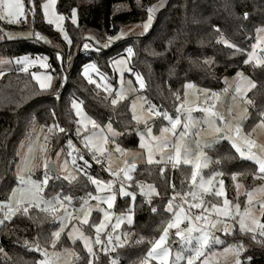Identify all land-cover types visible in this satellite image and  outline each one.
I'll list each match as a JSON object with an SVG mask.
<instances>
[{
  "label": "trees",
  "instance_id": "obj_1",
  "mask_svg": "<svg viewBox=\"0 0 264 264\" xmlns=\"http://www.w3.org/2000/svg\"><path fill=\"white\" fill-rule=\"evenodd\" d=\"M159 1L57 0V11L64 15V29L72 40L69 52L74 59L68 75L62 62L56 58L58 49L35 39L7 40L4 36L0 41V56L11 60L24 54L47 56L54 76V83L47 90L40 89L32 77L33 70L25 72L20 64L3 72L0 78V201L7 199L17 183L15 172L21 145L34 129L45 132L52 156L66 148L71 139L84 158L89 160L87 175L107 178L103 164L91 161V153L84 149L81 138L76 136L77 117L71 107L73 100L82 101L87 113L98 124L110 123L119 132L117 142L123 149L139 148L140 126L132 119L129 99L112 105L115 92H105L89 83L82 74L83 66L90 61H96L104 72L112 74V60L126 55L129 46L134 52L129 60L132 74L139 73L145 83L138 93L160 112L175 114L179 104L177 94H184L186 83L219 92L226 87L227 79L241 70L252 78L255 85L246 96V101L251 103H247L249 117L243 122L245 130L251 131L261 121L260 113L264 112V50L260 64H245L244 60L252 49L257 30L264 26V0H167L163 8L153 15L148 32L130 34L115 43H107L108 37L116 36L122 27L143 23L147 19L146 9ZM42 2L36 0V12L32 14L33 29L61 43L64 49L68 44L45 21L39 8ZM24 3L29 9V0H24ZM73 8L77 9L76 24L71 20ZM222 37L230 40L235 48L225 45ZM84 43L90 45L88 54L80 53ZM54 125L64 128L65 132H58ZM155 125L156 129L162 125L161 118L155 120ZM50 127H53L52 131H49ZM208 155L210 163L205 173L220 172L230 191L233 189V173L247 189L264 182L255 163L240 158L228 141H220L209 148ZM163 167L165 171L161 174ZM191 169L190 165L184 164L175 169L163 163L139 164L131 173L133 180L129 182V188L138 193L137 182H148L158 194L150 199L137 196L133 224L124 228L128 241L115 252H99L96 264H110L113 258L118 260V264H139L151 246L149 241L157 239L171 219L172 214L166 211L168 200L175 193L182 196L192 190ZM60 177V180H50L46 195L54 196L56 192H62V195L73 197L72 203L79 204L81 200L77 198L86 197L94 190V185L82 171L71 183ZM209 198L211 201L217 199L215 195ZM129 208L130 199L119 196L115 211L125 212ZM152 208H156L157 212L153 213ZM92 223L83 225L89 233ZM58 226L59 222L53 223L49 213L36 208L30 209L28 214L18 213L11 221L0 224V264H34L41 258L40 252L35 251L36 243L42 249L53 248L49 234ZM41 233L49 239L45 241ZM260 239L258 237L254 241L252 234L235 231L223 236L222 246L230 242L242 243L241 264H264V244L259 242ZM67 248L74 250V264H88V253L80 242L71 243L66 236H62L53 249ZM150 264L157 262L150 261Z\"/></svg>",
  "mask_w": 264,
  "mask_h": 264
},
{
  "label": "snow or ice",
  "instance_id": "obj_2",
  "mask_svg": "<svg viewBox=\"0 0 264 264\" xmlns=\"http://www.w3.org/2000/svg\"><path fill=\"white\" fill-rule=\"evenodd\" d=\"M137 2L139 3V0H137ZM56 3L57 0H43V2L39 4V8L43 13V17L46 22L51 25H55V27L61 33H63L64 41L68 45H71L72 40L63 27V21L65 20V17L63 14H60L56 11ZM29 6L30 7L28 10L34 15L37 7L36 0H29ZM155 11L156 6H149L146 9L147 19L142 25L144 32L149 31ZM26 18L27 13L25 10L24 0H0V21L18 23L22 19ZM245 18H247V13H245ZM71 20L74 24L77 23L76 8H73L71 11ZM258 31H264V29H260ZM29 35L33 34L30 33ZM34 35L38 40L45 39L40 33H35ZM120 35H123V33ZM119 38L120 36L115 38L108 37L109 40ZM87 39H91V37H88ZM222 42L225 45L235 48V46L230 45L227 40H223ZM257 44H264V41L258 39ZM257 44L252 45V51L247 54V59L244 60L245 64H248L253 59L256 60L257 64L262 62L261 59L256 55ZM89 47L90 45L88 43L83 44L84 49H88ZM236 51H240V49H236ZM126 53V58L121 57L111 62L116 71L121 74V77H123L125 72L130 74L133 73V69L128 65V61L134 55L133 48L129 46L126 49ZM56 58L58 61H63L65 59L60 51L56 52ZM16 63L22 64V70L25 72L28 71L29 66L36 64H39L40 67L44 69L51 68V65L48 63V58L41 56L35 58L20 57L16 59ZM93 73L99 74V70L94 63H89L83 66L82 74L85 78H87L89 83L96 84L98 88L103 87L105 92L111 93L113 91V87L107 82L106 77L100 75V83H97V81L93 79L91 75ZM3 74L4 73L0 71V76ZM134 75L139 88L143 89L145 87L143 77L139 73H135ZM32 77L39 83L41 90H47L52 86L53 76L51 73L45 74L43 77L37 73H32ZM236 77L238 78L239 83L235 88V94L232 97L233 100L237 99V97H242L248 88L255 86L252 81L244 77L243 73L241 72H237ZM120 84V88L115 90V99L111 100L112 105H116L118 101L125 99L126 89L123 86V79H121ZM129 84H131V81H129ZM194 87L195 85L192 83H186L184 85L185 100L183 103L177 105V114L175 118L170 116L167 112L158 113L154 105L149 106V111H151L153 115H162L170 125V127L161 129L160 136L153 135L152 129L147 127L144 131L138 133L140 147L145 149L147 152L148 164L170 162L173 169H175L181 163L184 165H192L191 187L193 188V191L184 192L182 196L180 193H175V195L168 200L166 211L172 214L171 219L167 221V224L163 227L159 237L154 241H149L151 246L148 248L139 264H150V261H156L157 264H182V262H184V264H196V262L200 260L202 256H204L205 249H207L210 244L221 243L219 238L216 237L212 232V229H215L217 224L220 222L219 218H233L234 216H239V231L245 234H252V239L254 241L256 240V233L258 231L259 237L261 238L259 242L264 244V222H261L259 219H257L250 210L253 201V193L256 191L264 192V186L247 193V202L243 211L240 210L239 204H236L233 210V207L230 206L231 202L226 198L223 187L224 182L221 180L219 182L220 187L214 192V195L216 197L224 198L223 206H217L215 204L212 205L211 211L215 213L217 220H211L208 215H205V213L209 212V209L202 207L204 201L201 198L202 194H210L213 192L212 178H209L207 181H205L200 171L201 169L207 168L208 166L206 163L208 159L207 156L201 152L197 155L195 161H193L190 159L191 152L181 143L179 138L175 140L174 154L169 153L165 155L164 153V149L169 148L172 145V138L176 136L178 126H180L182 123V118L180 115L181 112L185 113V119L183 121V130L179 132V137L182 138L188 136L192 130V109L186 108L184 105L187 102L188 90ZM224 91L227 92L228 89L226 88ZM211 96L215 99L208 101L209 106L201 109V111L205 114L203 123L206 124L208 128H210L212 132L215 133V135L213 136L212 140L205 144V146L211 147L217 140L227 139L235 152L239 154L240 158L247 159L255 163L257 166V172L262 178H264V147H261L260 154H257V152L254 151V149L257 147L255 141L250 139L247 135H242V123L246 118L247 109H245L244 113L240 114L236 118L237 122L233 123L231 120L226 121V118L223 114L213 110L215 101L219 100V94L211 93ZM176 99L179 101L180 97L177 96ZM246 102L251 103L250 101ZM71 107L78 118L76 120V136L81 138L84 149L92 154L91 159L96 164L100 165L103 157L107 153L106 145L109 142V137L105 134L104 129L101 128L96 120L92 119L84 112L82 101L77 102L76 100H73ZM131 110L133 113L132 119L134 121H139L141 117L136 114L137 105L135 102L131 105ZM229 114H231V109L229 110ZM54 115L55 114L53 113V116ZM260 116V126L264 127V112L260 113ZM217 121H219V124ZM89 125L91 126L90 130ZM53 127L60 133L65 132V129L60 128L59 125H54ZM53 127H50L49 131H52ZM107 130L111 133L114 143V137L117 135V133L112 130L110 123L107 125ZM82 132L85 134L81 135ZM166 133H170L172 135H165ZM196 135L199 136V133H196ZM45 139H47V137ZM197 146H200L199 140H197ZM68 147V156L71 157L72 165L74 167H79L77 165V156L73 155L74 145L71 139L68 140ZM43 150L44 146L42 145L41 151ZM76 151L78 152L79 150ZM115 151L124 154V150L121 149L119 145L115 146ZM156 152L161 153L159 160L153 159L154 153ZM60 155L61 153L57 152V156L59 157ZM78 158L83 163V167H80V171H82L87 176L90 183L95 186L96 192L95 195H93L91 192L87 193L86 198H77L82 201L80 204V210H83L87 207L89 200H94L97 202L98 211L102 213V218L99 220V223L91 224V227L95 232L94 240L88 236H85L84 233L75 226H73L71 231L67 232V236L69 239L81 241L83 243L84 249L88 253V264H96L98 258L94 252V245L103 246L102 251L104 253H108L109 251L115 252L117 248L124 247L126 240L125 242L121 241V235L117 230H119L121 225L125 222H127L129 225L133 223V212L131 208H129V211L126 215L122 214L115 216V220L112 222L113 212L111 210L114 208V202L118 198L117 189L114 188V185L117 183V179L104 181L102 179L87 175V168L90 167L89 160L85 159L84 155H79ZM201 158H203V161ZM66 163L67 162H65L64 165L65 167ZM27 164L28 160L25 158L22 161V166H27ZM136 167L137 166L135 163H131L127 164L126 167L120 169L119 171H111L109 169V172L113 178H119V196L131 198L133 201L135 200L136 193L134 191H128L126 186H130L129 182L133 180L131 173L136 169ZM43 168V178L40 180H34L31 178V176L18 177L20 187L13 188L12 194L6 201H0V213L3 215V219H0V224L4 223V221H11L13 216L18 213L22 212L23 214H28L29 210L32 208L39 209L44 213H49L53 217V223L59 222V228L55 231H51L49 234L50 246L55 248L57 242L61 239L62 233H64L65 229L68 227L66 222L73 219H79L81 224L89 225V217L92 209L89 208L87 211H84L83 218H74L72 212L69 211V206L72 204L73 197L69 195H62V192H56L54 196L45 200L41 194L49 186L50 180H60L61 177L55 174L54 161L45 160L43 163ZM164 171V168L160 169L161 174H163ZM120 173H122V177L120 176ZM236 175V173H233V180L236 179ZM198 177L199 182L197 183ZM62 179L71 183L76 179V177L68 174L63 176ZM137 186L139 187L140 194L146 199H150L153 195L158 194L156 188L152 184L137 182ZM236 187L239 188L240 185L237 184ZM176 197H180L181 203L174 204ZM189 197L191 198L190 200L188 199ZM101 204L106 205V207H100ZM184 204H187L189 209L195 208L202 210L199 215L195 216V220H193V218L186 213ZM260 208L264 209V202L260 203ZM61 209H63V213L59 214ZM152 212L156 213L157 209L152 208ZM185 221L187 222V227L182 229L181 225L184 224ZM109 225L111 226V230L106 232L105 244V240H102L101 234L105 233V230L109 228ZM170 230H174V236L176 238L174 243L181 247V250L176 251L174 256L172 255L168 244L170 239ZM223 231L226 234H231L227 220L224 222ZM194 233H198V235L194 236ZM41 238L47 241L49 236H44L43 233H41ZM194 240L195 247H193ZM243 250L244 246L242 243L230 244L223 249V255L227 256L231 254L234 259V264H241L238 257ZM0 251H2V249H0ZM35 251L42 253L43 259L34 262V264H59V261L62 257L61 252L49 253L46 248L42 249L39 243H36ZM63 251L64 253L68 254L69 258L75 256L74 253H68L67 249ZM75 259L78 260L79 257H75ZM110 264H118V260L113 258L110 260ZM200 264H209V261L205 259L200 261Z\"/></svg>",
  "mask_w": 264,
  "mask_h": 264
},
{
  "label": "rangeland",
  "instance_id": "obj_3",
  "mask_svg": "<svg viewBox=\"0 0 264 264\" xmlns=\"http://www.w3.org/2000/svg\"><path fill=\"white\" fill-rule=\"evenodd\" d=\"M167 2V0H160L158 3H156L154 6H156V11L154 12V14L163 8V6L165 5V3ZM56 11H57V3H56ZM25 10L27 11V8L25 6ZM58 12V11H57ZM59 13V12H58ZM153 14V15H154ZM32 15V12H31ZM31 19L33 21V15L31 16ZM46 21V20H45ZM146 21V20H145ZM144 21V22H145ZM143 22V23H144ZM153 22V21H152ZM21 21L18 23H8L7 21H0V26L2 29L3 34H0V41L3 40L4 36L7 40H27V39H35L37 41L42 42L43 44L56 48L58 49L60 52H62V55L64 56V51L67 50L68 47L64 48L61 46V43L55 42L53 39H51L48 35L41 33V32H37L36 33H40L45 39L44 40H38L35 37V33L34 31L30 28H21L20 25ZM143 23H134V24H130V25H126L124 27H122V29L120 30V32L114 36L113 38L120 36V38L126 37L130 34H135V33H142L144 32L143 30ZM7 27H6V26ZM6 28H5V27ZM54 27V29L59 33L60 37L63 39V33H61L56 27L55 25H52ZM63 27H64V21H63ZM7 28H11V29H7ZM260 29H264L263 27H260L258 30ZM256 32V38H255V42L254 44H257V40H261L264 41V31H258ZM33 34V35H29V34ZM121 33H123V35H120ZM119 38V39H120ZM64 40V39H63ZM118 39H112L109 40L107 43L108 44H112L115 43ZM223 40H227L229 42L230 45H232V42L230 40H228L225 37L221 38V41ZM91 49V48H90ZM264 50V44H257V48H256V55L257 57H259L262 61V53ZM252 51V49L250 50V52ZM262 51V53H261ZM76 54V53H75ZM72 56V62L70 63V65L73 63V59H74V55L70 54ZM47 57V56H43L40 54H35V55H30V54H24L19 56L20 57ZM121 57H127L126 55H122L119 57L114 58L118 59ZM48 58V57H47ZM16 59H9L8 57L5 56H0V71L5 72V71H9L12 70L14 68H16L18 66V64L16 63ZM112 60V61H113ZM62 65H63V61ZM250 62H254L257 64L256 60L253 59ZM49 63V60H48ZM89 63H94L98 70H99V74L93 73L91 74L93 79H95L97 81V83H100V75H103L106 77V80L109 84L112 85L113 87V92H115V90L119 89L121 84L120 81L121 79H123V86L126 89V93H125V99H129V104H130V111L131 114L132 110H131V105L135 102V104L137 105V111L136 114L138 116L141 117V119L139 121H136V123L140 126V130L139 132H142L147 128H151L152 129V134L155 136H160L161 135V129L165 128V127H170V125L168 124V121L165 120L163 118L162 115H159L161 118V122L162 125L156 129V125H155V115L152 114L151 111H149V104L147 102V100L145 99V97L141 94H139L138 92L141 90L139 88L138 83L135 80V73L134 74H130L128 72H125L123 74V77H121V74L116 71L115 67L112 66L111 63V68H112V74L104 72L99 65L97 64L96 61H90ZM260 64V63H259ZM22 65V64H20ZM86 65V64H85ZM128 65H129V61H128ZM23 67V65H22ZM37 68V70L35 69ZM72 68V67H71ZM28 70H33L32 73H37L38 75H40L41 77H43L45 74L51 73L53 76V73L50 71V69H44L42 67H40L39 64L36 65H32L29 66ZM83 70V68H82ZM243 73L244 77H246L248 80L252 81V83L254 84V81L252 80V78L245 74L243 71H238ZM67 75V74H66ZM1 78V76H0ZM87 79V78H86ZM129 81H131V84H129ZM38 83V82H37ZM54 83V76H53V81H52V85ZM239 83L238 78L236 77V74L227 79L226 81V87L224 89H228L227 92L224 91V89L222 91H212L210 89H206V88H201V87H194L192 89L188 90V94H187V102L184 105L186 108H191L192 112H191V124H192V130L190 132V134L188 136L185 137H179V132L183 130V121L185 119V113L184 114H180L181 118H182V123L180 126H178L177 129V134L175 137L172 138V145L169 148L164 149V153L165 155L172 153L174 154V144H175V140L177 138H179L181 140V143L187 147V149L191 152V156L190 159H192L193 161H195L197 155L199 153H204L205 156H207V165L209 166L210 163V159H209V155H208V149L213 147L214 145H216L218 142L220 141H228L227 139H222V140H217L215 142L214 145H212L211 147H206L205 144L212 140L213 136L215 135V133L212 132V130L210 128H208V126L206 124L203 123L204 120V116L205 114L203 112H199L196 108L195 105L198 102H201L203 104H208V101H212L215 98L211 96V93H217L219 94V100L215 101V105H214V111H217L221 114H223L227 120H231L233 123L237 122L236 118L244 113V110L247 109V113H246V118L243 120V122L247 121L248 117H249V108L246 102V96L247 93L252 89V87L248 88V90L244 93V95L242 97H237V99L233 100V95L235 94V88L237 86V84ZM39 85V83H38ZM96 85V84H95ZM100 89H103V87H99ZM134 89V91H133ZM104 90V89H103ZM108 93V92H107ZM184 100H185V92H184ZM183 100V102H184ZM77 102H81L80 100H76ZM180 104V103H179ZM143 106V107H141ZM231 109V114H229V110ZM83 110L84 112L91 117L84 105H83ZM158 113H162L159 110H156ZM75 113V112H74ZM170 116H172L173 118H175L176 116V112L174 115L168 113ZM92 118V117H91ZM78 119V118H77ZM93 119V118H92ZM217 123L219 124V121H217ZM261 121H259L253 128L251 131H246L245 127H244V123H242V135H247L250 139H255L256 140V145L257 147L254 149V151L257 152V154H260V148L264 147V127L260 126ZM100 125V124H99ZM107 125H100L101 128L104 129L105 134L109 137V142L106 145L107 148V153L105 154V156L103 157V166H104V170L107 174V178L102 179L104 181H108L110 180L109 175V169L111 171H119L120 169L124 168L127 166V164H131V163H135L136 166H138L139 164L142 163H148L147 162V152L145 149L140 147L139 144V148L138 149H123L119 143L117 142V137L119 136V132L111 125L112 130L117 133V135L114 137V143H113V137L111 135L110 132H108L107 130ZM91 129V126L89 125V130ZM138 132V133H139ZM196 133H199V136L196 135ZM85 133L82 132L81 135H83ZM165 135H169L171 136L172 134L170 133H166ZM46 134L44 131L39 130V129H34L32 131L31 136L26 139L22 145H21V153H20V160L17 163L16 166V178H17V183L13 186V188H19L20 184H19V180L18 177L23 176V177H28L31 176L32 179L34 180H40L43 178V173H44V168H43V163L45 160L48 161H54L55 162V174L59 175V176H65L68 174H71L74 177H77L79 172H80V167H83V163L82 161L79 160V155H82V153H80L79 151H73V155L77 156V165L79 167H74L71 163V157L68 156V152L69 150H66L65 148L60 149L58 152L61 153V155L58 157L57 153L55 155H51V148L49 146V144L46 142ZM197 140L200 141V146H197ZM229 142V141H228ZM230 143V142H229ZM44 146V150L41 151V146ZM119 145V147L121 149L124 150V154H121L120 152H116L115 151V146ZM31 149V151H30ZM92 156V154L90 155V157ZM161 157V153L156 152L154 153L153 159L154 160H159ZM27 158L28 160V164L27 166H22V161ZM203 161V158H201ZM80 161V162H79ZM93 161V160H91ZM66 163V167L64 166ZM253 162V161H252ZM163 164H168L169 162H161ZM183 163H181L180 165H182ZM179 166V165H178ZM192 168V165H190ZM207 166V167H208ZM164 168V167H163ZM23 169V170H22ZM207 168H203L201 169V175L203 176V178L205 179V181H207L209 178H212L213 180V192L210 194H202L204 196H211L214 195V192L216 190L219 189L220 187V181L223 180V187L225 190V195L226 198L231 202L230 206L233 207L234 210V206L236 204L240 205V210L243 211L244 207L246 206V202H247V193L250 191H253L254 189H258L262 186H264V182L260 183L256 186H254L251 189H247L245 187V184L243 181H241L237 176L236 179L233 180L232 178V190L230 191L226 185H225V181L222 178V175L220 172H215V173H211V174H206L205 170ZM192 170V169H191ZM122 174V173H121ZM215 174V175H214ZM51 175V174H50ZM199 182V177L197 179V183ZM190 183H191V179H190ZM239 184L240 187L237 188L236 185ZM12 188V189H13ZM128 191H134L131 188H129V186H126ZM47 189V188H46ZM46 189L45 191L41 194L42 197L47 200L52 196L46 195ZM193 191V188H191ZM190 191V192H191ZM136 193V197L135 200L133 201L131 198L130 199V208L133 212V207H134V203L137 199L138 195L140 194V191L138 189V193L136 191H134ZM12 194V190L10 191L8 197ZM93 195L96 194L95 192V186H94V190L92 192ZM117 196L119 197V194L117 192ZM143 196V195H141ZM7 197V199H8ZM144 197V196H143ZM125 198V197H122ZM201 198L203 199V197L201 196ZM6 199V200H7ZM118 199V198H117ZM189 200L191 199L190 197L188 198ZM223 199L224 198H220L217 197L216 200H210V202H205L203 204V208H207L209 209L208 213H205V215H208L209 218L211 220H217V217L215 216V213L211 211L212 205L215 204L217 206H223ZM4 200V201H6ZM116 202L117 200L114 202V208L111 210L113 212V221L115 220V215H114V211L116 210ZM264 202V192H260V191H256L253 193V201L250 207V210L252 211L253 215L259 219L261 222H263V215H264V209L260 208V203ZM181 203L180 198L175 199L174 200V204H179ZM26 206V205H25ZM100 207H106V205L101 204ZM92 209L89 220L90 222L93 223H99V220L102 218V213L98 211L97 209V202L96 201H90L88 202V205L85 209L80 210V205L79 206H75L73 204H71L69 206V211L72 212L73 217H80L83 218V214L84 211H87L88 209ZM184 208L186 213L191 216L193 218V220H195V214L194 212L196 210H201V209H189L187 204H184ZM129 210L125 211V212H118V215H122V214H127ZM63 213V209L60 210L59 214ZM117 215V216H118ZM14 217V216H13ZM0 219H3L2 217H0ZM220 222L217 224L215 229H212V232L214 233V235L216 237L219 238V240L221 241L220 244H210L209 247L207 249H205V254L204 256H202L200 258V260H198L196 262V264H200V261L207 259L209 261V264H234V259L232 257L231 254L225 256L223 255V249L226 248L228 245L233 244V243H227L226 245L222 246V238L224 235H230V234H226L223 231V226H224V222L225 220H227V223L229 224V228H230V232L231 234H233L235 231H239V225H238V220H239V216H234L233 218H219ZM133 221H134V212H133ZM5 222V221H4ZM68 227L65 229V232L62 233V236H66V238L71 242V243H75V242H80L82 245L83 243L79 240H72L69 239L67 236V232L71 231L73 226H75L76 228H78L80 231H82L84 233L85 236H88L90 238H94L95 237V232L94 229L92 228L91 233L87 232L84 228H83V224L80 223L79 219H73L71 221H67L66 222ZM92 223V224H93ZM133 224V223H132ZM131 224V225H132ZM130 226L129 224H127V222L123 223L121 225V228L119 230H117L119 232V234L121 235V241L122 242H126L128 241V233L126 230H124L125 227ZM187 227V222L185 221L184 224L181 225V228H185ZM59 228V226H58ZM57 228V229H58ZM111 228V226L109 225V228L105 230V232H107L109 229ZM258 233V231H257ZM104 233H102L101 235H103ZM198 235V233H194L193 234ZM175 236H174V230H170V239L168 241L169 247L171 249V253L174 256L175 252L178 250H181V247L177 244L174 243L175 241ZM222 246V247H219ZM193 247H195V240L193 241ZM65 249L62 250H58V249H47V251L49 253L51 252H61L62 253V257L59 261V264H74V256L69 258L67 253H64ZM68 253H74V250L72 248H67ZM94 252L96 253V255L99 254V252H101V248L100 246H95L94 245ZM41 254V259H43L42 253ZM238 259L240 260V254Z\"/></svg>",
  "mask_w": 264,
  "mask_h": 264
},
{
  "label": "built area",
  "instance_id": "obj_4",
  "mask_svg": "<svg viewBox=\"0 0 264 264\" xmlns=\"http://www.w3.org/2000/svg\"><path fill=\"white\" fill-rule=\"evenodd\" d=\"M26 13H27V18L26 19H22L21 20V23H20V27H23V28H30V27H32L31 29L34 31V33H36V31L37 32H39L38 30H35V29H33V26H32V19H31V11H29L28 9H27V11H26ZM67 50H65L64 51V57H65V59L63 60V69H64V71H65V73L68 75L69 74V72H70V67H71V65H70V63L72 62V56L70 55V52H69V45H67ZM90 52V50H89V48L88 49H84V48H82L81 49V51H80V53H82V54H88ZM177 96H179L180 97V100H179V103H183V97H182V95L181 94H177ZM209 105L208 104H203V103H201V102H198L196 105H195V108L199 111V112H202L201 111V109H203V108H205V107H208ZM157 110V109H156ZM214 110V109H213ZM180 114H184L183 112H181ZM155 118H156V120H158V119H160V116L159 115H155ZM253 141H255V143H256V140L255 139H253ZM74 145V144H73ZM66 150H69V147H68V142H67V144H66V148H65ZM76 150H80L76 145H74V150L73 151H76ZM101 164H103V161L101 162ZM168 165L169 166H171V163L169 162L168 163ZM120 176L122 177V174L120 173ZM109 178L110 179H117V183L114 185V188H116L117 189V192H118V188H119V178H113L112 176H111V174L109 175ZM142 183H144V184H149L148 182H142ZM202 197H203V199L205 200V202H210V198H209V196H204V195H202ZM86 198V197H85ZM91 200H89V202H90ZM201 211L202 210H196L195 212H194V214H195V216L196 215H199L200 213H201ZM114 215L115 216H117L118 215V212L117 211H114ZM172 216V215H171ZM0 217H2L3 218V215H2V213H0ZM111 230V228L108 230V231H110ZM107 231V232H108ZM258 237H259V235H256V240L258 239ZM101 238H102V240H105V244H106V232L103 234V235H101ZM102 247L103 246H100V248H101V251H102ZM103 252V251H102ZM109 252H111V251H109ZM108 252V253H109Z\"/></svg>",
  "mask_w": 264,
  "mask_h": 264
},
{
  "label": "crops",
  "instance_id": "obj_5",
  "mask_svg": "<svg viewBox=\"0 0 264 264\" xmlns=\"http://www.w3.org/2000/svg\"><path fill=\"white\" fill-rule=\"evenodd\" d=\"M3 34V33H2ZM261 53H262V51H261ZM196 86V85H195ZM196 87H198V86H196ZM182 97H183V100H184V94L182 95ZM90 164V163H89ZM178 198H180V197H176V199H178ZM91 201H93V200H91ZM82 203V201L79 203V204H75V203H72L73 205H75V206H79L80 204ZM93 240H94V238H93Z\"/></svg>",
  "mask_w": 264,
  "mask_h": 264
}]
</instances>
